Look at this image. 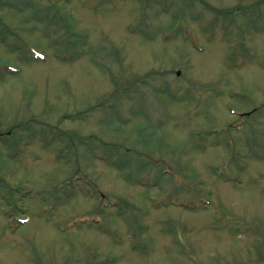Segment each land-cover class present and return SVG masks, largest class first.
Returning <instances> with one entry per match:
<instances>
[{"label":"rangeland","instance_id":"1","mask_svg":"<svg viewBox=\"0 0 264 264\" xmlns=\"http://www.w3.org/2000/svg\"><path fill=\"white\" fill-rule=\"evenodd\" d=\"M0 134V264H264V0H0Z\"/></svg>","mask_w":264,"mask_h":264}]
</instances>
